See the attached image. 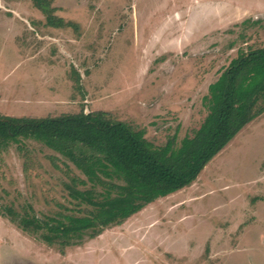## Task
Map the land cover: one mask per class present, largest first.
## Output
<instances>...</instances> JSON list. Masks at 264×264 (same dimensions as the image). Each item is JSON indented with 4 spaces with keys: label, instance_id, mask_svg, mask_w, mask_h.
I'll list each match as a JSON object with an SVG mask.
<instances>
[{
    "label": "rangeland",
    "instance_id": "rangeland-1",
    "mask_svg": "<svg viewBox=\"0 0 264 264\" xmlns=\"http://www.w3.org/2000/svg\"><path fill=\"white\" fill-rule=\"evenodd\" d=\"M263 46L264 0H0V115L102 111L178 148L207 115L208 85ZM73 179L85 180L37 142L0 151V207L85 216ZM37 237L0 216V264H264V113L189 187L121 225L64 255Z\"/></svg>",
    "mask_w": 264,
    "mask_h": 264
},
{
    "label": "trees",
    "instance_id": "trees-1",
    "mask_svg": "<svg viewBox=\"0 0 264 264\" xmlns=\"http://www.w3.org/2000/svg\"><path fill=\"white\" fill-rule=\"evenodd\" d=\"M36 7L46 12V5ZM57 23L62 21L48 18L49 25ZM207 91L206 117L178 148L174 139L155 147L144 131H134L102 111L55 118L0 115V151L29 140L58 153L85 179L66 185L69 196L93 208L85 216L39 218L0 207V216L46 245L58 246L64 255L66 248L80 246L85 238L92 240L156 200L189 187L246 125L264 113L259 105L264 99V46L238 53ZM96 187L104 191L97 194Z\"/></svg>",
    "mask_w": 264,
    "mask_h": 264
},
{
    "label": "crops",
    "instance_id": "crops-1",
    "mask_svg": "<svg viewBox=\"0 0 264 264\" xmlns=\"http://www.w3.org/2000/svg\"><path fill=\"white\" fill-rule=\"evenodd\" d=\"M209 86V85H208ZM179 192V191H178ZM178 192H176V193H178ZM176 193H173V194H176ZM173 194H171V195H173ZM171 195H169V196H171ZM169 196H167V197H169ZM166 198V197H165Z\"/></svg>",
    "mask_w": 264,
    "mask_h": 264
}]
</instances>
